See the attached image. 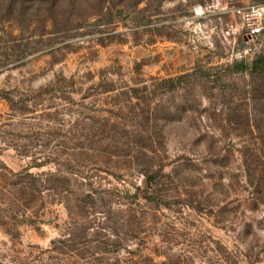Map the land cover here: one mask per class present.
<instances>
[{"label":"rangeland","instance_id":"obj_1","mask_svg":"<svg viewBox=\"0 0 264 264\" xmlns=\"http://www.w3.org/2000/svg\"><path fill=\"white\" fill-rule=\"evenodd\" d=\"M250 5L264 0H0V264H264L247 173L264 169V28L247 36L236 13ZM80 208L142 215V231L71 256L93 239L70 233Z\"/></svg>","mask_w":264,"mask_h":264},{"label":"trees","instance_id":"obj_2","mask_svg":"<svg viewBox=\"0 0 264 264\" xmlns=\"http://www.w3.org/2000/svg\"><path fill=\"white\" fill-rule=\"evenodd\" d=\"M264 56H260L259 58L264 61ZM258 63L256 62L255 65ZM258 67L256 66V69ZM179 79V78H178ZM175 78L171 79L170 81L175 82ZM179 84L175 83L172 86V89L178 87ZM259 158L256 157L252 159L251 163L248 165V179L249 183L255 187L256 193L258 194L260 199H264V169H258L257 168V163L254 165V161H258ZM37 166H40L41 164H35ZM254 165V167H253ZM159 174V173H158ZM147 175V180H150L154 183H156L155 176H150L149 174ZM63 176H60L58 174H51L50 177L46 180L49 185H52L51 188L54 192H56L58 195H62L64 193V187L61 184L63 180ZM37 181V179H36ZM59 183V184H57ZM38 191V189H37ZM145 199H147L148 202L155 204L156 206H160L161 202L163 201L162 196L158 193H151V194H145ZM177 203V201H174ZM192 203V202H190ZM192 205V204H191ZM79 208V206H77ZM84 208L86 206H83ZM93 209V208H92ZM96 209L94 208L93 210L87 211L83 210L80 208V212L75 216V214H72V221L76 223L75 233L74 230L70 233H73L72 235L78 237L80 241H85L87 240V236L90 234H93V239H90L87 241V243H84L83 248H78L77 250L72 248V246H66L68 248V251H72L74 254H71V256H74L76 253L77 256L79 257H87L89 255L88 247L92 245L93 242H95V245L97 247H100V249L104 250L105 252H110V251H115L116 249L120 248L122 245V238L120 237L121 234H125L126 238L129 236L132 238H138L140 232L142 231V224H144L142 215L139 217H136L134 215V220L132 221H125L124 224H118L117 221H111L109 218L105 217V220L101 221L96 217V213L94 212ZM105 212L108 216H111L112 211L110 208L106 210ZM91 215H93L91 217ZM79 225V226H78ZM78 226V227H77ZM123 232V233H122ZM115 236V240L112 243L111 237ZM77 238V239H78ZM70 239H68L69 241ZM75 250L77 252H75ZM127 254L130 256L132 261L135 264H159L155 262V259L152 257H147L143 256L140 253H137L136 251L129 250ZM136 258V260H135ZM170 258V257H169ZM175 258V257H174ZM171 258V261L168 264H181L183 263L181 259L176 258Z\"/></svg>","mask_w":264,"mask_h":264},{"label":"built area","instance_id":"obj_3","mask_svg":"<svg viewBox=\"0 0 264 264\" xmlns=\"http://www.w3.org/2000/svg\"><path fill=\"white\" fill-rule=\"evenodd\" d=\"M237 15L241 18L246 35L257 36L264 28V9L258 5H250L236 10Z\"/></svg>","mask_w":264,"mask_h":264}]
</instances>
